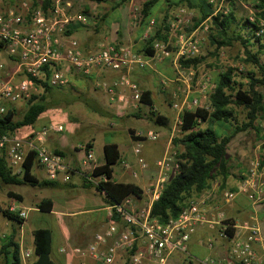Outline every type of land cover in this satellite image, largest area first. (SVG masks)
Masks as SVG:
<instances>
[{"label": "built area", "instance_id": "built-area-1", "mask_svg": "<svg viewBox=\"0 0 264 264\" xmlns=\"http://www.w3.org/2000/svg\"><path fill=\"white\" fill-rule=\"evenodd\" d=\"M51 1L46 12L39 6L30 13L31 7L26 1L0 10V116L7 111L5 103L27 100L37 91L34 79H43L47 65L50 71L45 81L51 87L66 86L73 73L88 76L95 71H115V76L96 81V86L102 88L110 102L115 104L117 115H123L128 109L137 111L144 105L141 101L143 90L132 80L130 72L164 59H172L175 73L173 79H161L160 83L164 86L169 81L176 82L179 91L171 92L170 104L174 111L171 136L177 133L182 136L181 113L184 110L209 109L205 102L209 100L214 85L202 75L195 90L191 91L190 83L196 71L192 65L181 64L180 60L196 57L205 37L206 23L212 16L227 14L232 3L242 4L241 0H208L212 11L195 27L192 23L194 10L177 8L168 23L167 40H154L150 44V55L139 52L131 44L110 42H99L94 48L82 49L77 40L65 35V30L73 21L83 22V15L73 11L72 0ZM139 10L140 7H133L134 20L140 19ZM246 19L250 23L256 22L254 15H247ZM259 23L264 26V21L259 20ZM154 25V19H150L143 31V41L150 37ZM262 31L263 28L258 33ZM10 61L15 67L11 72L7 69ZM190 93L196 95L190 96ZM147 107L152 112L158 111L155 104ZM63 129L61 123H51L27 133L0 134V150L12 172L22 174L27 153L34 151L46 179L67 182L70 167L61 154L48 150L44 143L51 132ZM159 136V132L153 129H138L132 133L131 137L136 138L133 153L137 168H131L126 162L123 164L133 176L148 167L141 154L143 141L154 142ZM172 137L155 162L156 176L142 192L144 204L139 206L132 194L108 204L109 219L104 228L96 231L86 246H66L61 252L91 258L101 264H111L120 255L124 256L125 264H166L175 253L187 255L190 236L197 227L206 226L215 228L217 238L225 244V252L206 256L199 264H264V164L258 159L251 162L248 177L240 185L239 190L248 198L249 207L248 219L242 223L226 212L239 192L230 190L223 191L218 199L212 189L191 193L179 215L165 223L151 216L152 202L159 197L163 185L178 171L182 162L179 158L181 150L176 148ZM78 147L83 153L80 167L85 180L95 187L107 181L105 173H94L99 165L89 143H80ZM17 201L11 200L6 208L25 219L26 209L17 205ZM214 242L211 237L206 239L208 249L214 248ZM29 257L30 251L22 249L23 264L28 263Z\"/></svg>", "mask_w": 264, "mask_h": 264}, {"label": "trees", "instance_id": "trees-1", "mask_svg": "<svg viewBox=\"0 0 264 264\" xmlns=\"http://www.w3.org/2000/svg\"><path fill=\"white\" fill-rule=\"evenodd\" d=\"M102 2L107 0H92ZM130 0H119L112 5L116 8ZM141 3L138 21L146 24L151 19L152 8L160 0H137ZM167 6L174 9L186 6L195 12L192 19L193 27L199 24L203 19L210 15L212 9L208 0H163ZM257 14L264 18V0H253ZM51 0H32L30 13L39 6L46 12L51 6ZM235 3H232L231 10L227 14L219 13L212 16L210 24L213 26L214 33L210 36V41L216 49L232 45L234 41H239L243 52V61L251 64V70L242 73L246 78L247 84L234 80V69L228 67L224 72L218 74L213 90L209 94V109L195 108L193 110H184L181 113L182 136L175 139V143L182 146L179 158L182 160L178 171L170 177L163 185L159 197L151 204V216L156 217L159 222L165 223L169 218H175L179 215L185 205L186 199L191 193H197L206 188L209 180L214 176H221L226 179L228 176V160L226 150L230 140L239 132L248 129H257L255 121L258 115L264 111L263 93L258 90H264V62L260 60V55H264V26L259 23H250L246 18L240 21L239 29L243 32L231 31L232 24L237 23L235 14ZM165 11L160 23L154 26L152 34L147 40H144L143 47L138 50L146 55L152 53L150 44L154 40H167L168 23L172 15ZM263 28L261 33L259 29ZM249 32V34H248ZM66 33V30H65ZM66 35V34H65ZM256 46L255 51L252 48ZM198 57L190 59H181L183 65H196L199 62ZM50 67H44L45 75L43 79H34L37 91L32 93L26 100V108L20 118L15 119L16 110L13 107H7L5 114L0 116V134L13 133L20 131L23 127H29L34 124L37 117L47 109V97L50 96L54 87H51L45 81L49 75ZM139 86V85H138ZM140 87V86H139ZM166 100V99H165ZM143 104L151 106L153 104L150 98V91L144 89L141 96ZM233 106H242L246 110V119L241 123H233L235 120V110ZM149 119L155 125L166 126L169 117L162 110L152 112L149 110ZM205 122L206 126L199 127L200 122ZM233 124V129L229 132H219L216 124ZM132 136V131H130ZM134 138V137H132ZM104 162L94 171L95 174L105 173L107 181L99 183L96 189L104 194L108 204L121 201L125 196L132 194L135 197L142 195V188L132 182H117L112 179L113 166L120 160V151L115 143H107L103 146ZM37 164L35 152L29 151L25 157L22 174H14L7 165L5 156L0 150V184L1 185H20L25 184L32 187H54L53 180L41 178L32 172ZM215 174V175H214ZM7 195L21 201L22 196L12 190L7 191ZM37 208L42 211L52 209V200L43 198L37 203ZM0 216L9 220L23 223L25 219L18 217L17 213L9 211L2 207L0 203ZM35 259L28 260L27 264H55L51 259V231L48 228H37L33 231V251ZM0 254L2 260L0 264H23L21 260L20 245L13 240V236L2 238L0 235ZM31 257V255H30ZM29 257V258H30ZM28 258V259H29ZM183 264H192L190 260L184 258Z\"/></svg>", "mask_w": 264, "mask_h": 264}, {"label": "crops", "instance_id": "crops-1", "mask_svg": "<svg viewBox=\"0 0 264 264\" xmlns=\"http://www.w3.org/2000/svg\"><path fill=\"white\" fill-rule=\"evenodd\" d=\"M73 1L75 9H78L76 6L81 1L85 3L88 2V5L85 4L86 6L84 7L85 10H87V13L76 12L83 15L84 21H73L67 26L65 33L66 36L77 40L82 49L88 50L94 48V46H96L99 42L131 44L137 50H140L143 47L144 41L142 40V35L144 31V23H140L138 20L131 19L130 17V6L137 0H130L125 4L114 8L117 10V13L112 15L109 23L108 19L110 16L108 17V15L112 10H114L110 7H105L109 6V2H94L92 0H72V2ZM166 10V7L163 8L162 4L155 12L151 13V19H158L160 12L163 11L165 13ZM158 24L160 23H155L154 26L156 27ZM170 60L171 59L155 61L145 68H135L130 72L132 80H134L142 90L146 89L150 91V98L153 104L157 105L158 110H168L171 112L170 116L166 114L167 117H169V122L166 126L155 125L152 123L149 119V109L145 104L139 107L137 111L128 109L123 113V115H117L115 104L111 103L103 89L97 87L95 84L98 80L110 79L117 74L115 71L104 70L95 71L88 76L73 73L74 81L73 83L71 82L72 89L76 88L78 90V95L85 94L83 97H86L87 101H89L83 102L82 104L89 111L94 113L90 119L93 123L82 120L85 117L80 118L79 116H75V118L74 116L68 117L54 114V110L59 107V103L52 100V95L57 94V92H59L62 88L54 87L56 91H53V89L50 96L47 97V109L37 117L32 126L23 127L19 131L20 133H27L28 131L41 126H46L51 123H60L55 119H66L65 124L61 123L64 126V129L60 132H51L46 137L44 143L48 150L55 151L63 156L66 164L71 169L70 178L67 182L53 180L56 182L54 187H50L55 192L53 196L41 197L34 202V208L39 209L37 208V203H39L41 199L50 198L52 200V209L45 212H48L55 218V222L52 225L53 228H48L51 231L50 256L55 264H101V262L95 261L91 258H82L70 253L61 252V249L66 246H86L92 240L94 233L104 228L109 219L107 209L108 203L104 198V194L99 192L94 185L86 181L82 174L80 159L83 153L78 145L80 143L88 142L96 156L98 165H100L104 162L103 146L107 143L117 144L121 156L118 140L122 134H127L129 142L132 145L133 152V143L136 138L131 137L130 131L133 133L138 129L156 130L155 128L166 129L167 127H171L174 119V111L171 109V104L166 103L165 99L173 86L171 87L170 81L168 84L162 86L159 80V77L161 76L170 75ZM10 64L11 61L7 63V65ZM91 84H93L94 87H92ZM92 90L94 91L93 93H91ZM80 92H82V94ZM72 98L75 99L76 97L72 96ZM22 102L23 101H19L10 104L18 107L19 103ZM82 123H89L91 125L99 124L98 129L104 131V133L102 134V138L98 144H96L92 138H86V140L82 142H75L74 137L80 131ZM100 124L103 125V127L100 126ZM165 145L166 141L164 143L163 141H143L141 153L146 159L148 167L144 170L138 171L137 176H133L131 174V170L127 169L123 164V171L120 175V180L113 178V172L112 179L117 182L135 183L145 192L153 177L156 176L157 168L155 166V162L162 156L163 153L158 155L159 150L163 148L164 152ZM262 145L263 144L258 143L255 144V147L250 146L253 152V157L245 165L239 161L235 162L234 160L227 158L229 173L226 179H222L221 176H214L209 180L208 186L201 190H214L216 199H218L221 196V193L225 190L239 191L235 196L233 203L226 209V212L233 219L237 220L238 223H242L245 219H248L249 212L248 198L244 193L240 192V185L242 181L248 177L251 167L250 164L253 160L258 159L262 164H264V148ZM130 167L137 168V165ZM35 169L37 173H39V177L45 178V175L39 165H36ZM40 172H42V174H40ZM16 193H19L23 199V195L20 192ZM135 199L139 206L144 204L143 201L145 199L142 198V196L136 197ZM69 202L71 205L67 206ZM216 204H220L218 200L216 201ZM82 214L87 215V218L84 220H78L71 225L67 224L59 217L64 215L75 217ZM35 229L37 228L26 229V234L30 235L26 244L27 246L32 244L31 251H33V231ZM208 237L215 240L214 248L208 249V254L210 256H215L225 252V244L217 238L215 228L201 226L197 227L195 232L190 236L189 241H192L190 248L192 249L191 251H193V254L199 252V243H202V241ZM25 249L30 251L28 248ZM31 251L30 255L32 254ZM191 253L188 252L186 256L185 254L183 255L180 253L171 255L166 264H183L184 258L190 260L192 264H199L200 260L209 256L206 255L204 257H198L193 256ZM111 264H125L124 256H118Z\"/></svg>", "mask_w": 264, "mask_h": 264}, {"label": "rangeland", "instance_id": "rangeland-1", "mask_svg": "<svg viewBox=\"0 0 264 264\" xmlns=\"http://www.w3.org/2000/svg\"><path fill=\"white\" fill-rule=\"evenodd\" d=\"M23 1L28 2L29 5L32 6V0H0V10L5 9L6 7L16 6ZM241 1H242V4L245 5L246 7H244L242 4L236 3L235 14L237 18V23L232 24L231 31L240 30L241 32H243V35H247L246 34L247 30L245 32L244 30L242 31L241 29H239V27H237L238 25H240V21H243L247 15L248 16L254 15L258 23H259V20L264 21V18L257 14V10L254 7L253 0H241ZM107 2H109V6H105V7H110L111 9H113L112 5L119 2V0H107ZM87 3L88 2L85 3L81 1L76 6L78 7V9L77 8L75 9V6L73 5V11L87 13V10H85L84 8L86 5H88ZM162 4H163V8L166 7L168 11L166 13H169V15L170 14L172 15L174 11L177 9V8L174 9L173 7L167 6L163 0H160L157 4L153 6L152 12H155ZM134 6L140 7L141 3L139 1H134V4L130 6L131 19H133L132 9ZM183 7H186V6H183ZM115 13H117L116 9L112 10L109 13L108 17L110 16V18L108 19V23H109V20H111L112 15H114ZM163 15H164V12L161 11L160 15L158 16V19L154 18V23H157L159 20H161ZM206 25H207V28L204 31L205 37H204V40L200 43L199 53L196 56L200 60L199 62H197L196 65H192L196 71V75L190 83L191 91L195 90L197 81H199L202 75H204L205 77H208L209 82L215 85V81L218 77V74H220L221 72H224L228 67L234 69V76H233L234 80H236L237 82H242L244 84H247V80L246 78L242 77V73H245L246 71L251 70L253 68L251 64H247L243 61L245 56H244V52H243L240 42L234 41L232 45L224 46L219 49H216L215 46L212 45L210 41V36L212 33H214V30H212L213 26L210 24V22L206 23ZM259 26L262 27L260 23H259ZM172 48H174L173 45H172ZM256 49H257L256 46L252 48L253 51H255ZM260 60L264 62V55H260ZM169 65L171 68L170 75L163 76V77L161 76L159 77V80L165 79V78H170V79L174 78L175 70H174V66L172 63V59L169 61ZM14 68L15 67L13 63L7 66V69L10 72L13 71ZM73 79L74 78L72 77L71 81L66 86L62 88L60 87L61 89L59 90V92H57V94L55 95L54 94L52 95V100H54V102L59 103V107H57V109L54 110V114H57L58 116H68V117L70 116L71 117L79 116L80 118L85 117L82 120H86L85 122H89L91 119V116H93L94 113L92 111H89L82 104L83 102H89L87 101L86 97H83L85 94H82V92H80L82 95H78V90L76 88L72 89L71 85L74 81ZM91 85L92 87H94L93 84ZM170 85L171 87L173 86V88L171 89L169 94L166 96V103H171L172 101L171 92L176 91L179 93L178 84L176 82H171ZM258 90H260L263 93V98H264V90L259 89V88ZM53 91H56V89L54 88ZM93 92L94 91L92 90L91 93ZM195 95L196 94L190 93V96H195ZM72 96L76 98L73 99ZM205 103L209 105V100H207ZM5 105L6 107H13L16 110L15 119H17L21 117L23 111L26 108V100H24L22 103H19L18 107L13 106L9 103H5ZM233 107L235 110L234 111L235 120L233 121V123H241L242 121L246 119V110L242 106H233ZM163 112L167 114L168 116L171 115V112L168 110H165ZM95 116H98V115H95ZM58 119H55V120L59 121L62 124L66 123L65 118H62L61 120H58ZM90 122L93 123V121H90ZM89 123L81 124L80 131L74 137L75 142H82L86 140V138H92L96 144L100 142L104 131L98 129L99 124L91 125ZM255 125L257 129L251 128L246 131L239 132L230 140L227 146V150H226L227 158H230V160H234L235 162L239 161L240 163L245 165L253 157V152L250 146L255 147V144L261 143L263 144L262 147L264 148V111H262L258 115L255 121ZM100 126L103 127V125L101 124ZM205 126H206L205 122H202L199 125L200 128H203ZM215 127L221 133L229 132L230 130L233 129V124L225 123L222 125V124L217 123ZM155 129L160 134L159 138L156 140L157 142L158 141L160 142L163 141V143L165 141L167 142L172 136H173L172 138L174 142L175 139H179L181 137L179 133L171 136V127H167L166 129L164 128L163 129L155 128ZM118 143H119V147L121 150V156H120V160L113 166V178L120 180V175L123 171V163L126 162L130 166H136V157L132 152V145L129 142V139L126 133L125 135L122 134V136H120ZM174 145L176 146V148L182 150V146L179 143L174 142ZM162 153H163V148L159 150L158 155H161ZM32 172L35 173L36 175H39L35 167H33ZM40 174H42V172H40ZM9 190H12L14 192H20L23 195V199L21 201L18 200L16 203L17 205L22 206L26 209L27 216L23 223L9 220L3 216H0V235L2 238H5L6 236L9 237L12 235L13 240L18 242L20 245V252L22 249L25 250V248H28L31 251L32 244L28 246L26 244V242L28 241L27 240L28 237H30V235L26 234L27 233L26 229L40 228V227L53 228L52 225L55 222V218L53 215L49 214L48 212L35 209L34 202H36V200H38L41 197L53 196L55 192L50 187L41 188V187H32V186H28L25 184H20V185H17V184L1 185L0 184V203L2 207L4 208L7 207V204L11 200L13 199L17 200L16 198H12L7 195V191ZM70 205L71 203L69 202L67 206H70ZM59 217L63 219L67 224L71 225L78 220H84L85 218H87V215L82 214L80 216H75V217H69L68 215H64V216H59ZM189 242L190 243H188L187 245V253L192 252L191 254L193 256H198V257L200 256L204 257L206 255H209L208 248L206 246V239H204L202 243H199L198 247L200 248V250L196 254H193V251H191L192 249L190 248L192 241H189ZM176 254H179V253H175L173 255H176ZM180 254L184 255V253H180ZM33 258H34V254L32 253L31 257L28 260L33 259ZM1 260H2V255L0 254V261Z\"/></svg>", "mask_w": 264, "mask_h": 264}]
</instances>
